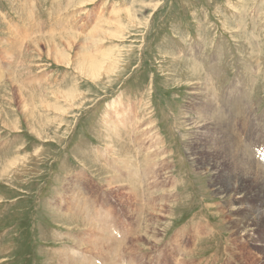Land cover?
I'll list each match as a JSON object with an SVG mask.
<instances>
[{
  "label": "rangeland",
  "instance_id": "rangeland-1",
  "mask_svg": "<svg viewBox=\"0 0 264 264\" xmlns=\"http://www.w3.org/2000/svg\"><path fill=\"white\" fill-rule=\"evenodd\" d=\"M243 117L264 136V0H0V264H264L251 182L219 190Z\"/></svg>",
  "mask_w": 264,
  "mask_h": 264
},
{
  "label": "bare ground",
  "instance_id": "bare-ground-1",
  "mask_svg": "<svg viewBox=\"0 0 264 264\" xmlns=\"http://www.w3.org/2000/svg\"><path fill=\"white\" fill-rule=\"evenodd\" d=\"M85 5H87V4H85ZM120 13L121 12L118 11V13L116 12L115 15H119ZM128 17L133 18L134 16L130 15ZM110 59L107 56L105 59H103L99 62L96 60H91L90 61L91 67L93 70L101 69L100 74L102 75V77H105L108 74L114 73V71L117 70V68L119 66L117 59L112 60V61ZM237 114H239V112H237ZM236 118H238V116ZM239 118H241V117H239ZM248 118H250V117L248 116L247 119ZM245 119L246 118L243 117V121H240V126L242 127V130L235 128L237 125H236V123H234L232 121V119H231V121H232V126H231L232 128L231 129L228 126V124H225L226 130H227V135L225 136V138L227 139V142H228L227 144L229 145V150L231 151L230 156L228 155V158H229L230 163L232 164L233 170H232V177L228 175L227 180H221V182L223 183V185H222L223 188L221 187V188H219V190L221 193H223V192H226L227 190H230L232 188V186H241L238 188H243L242 186H244V184H247L249 182H251L253 189L256 190L255 191L252 189V192L257 194V196L256 195L255 196L251 195V196L254 197L255 200L261 202V205L259 206L260 208L254 207L253 205L250 204V202H248V204L246 206H243L241 208L242 219L240 220V223L237 226V231L240 234L239 237L242 239H248L249 240L251 238H253V239L255 238V234H254L255 232H258V230L264 228V153L262 152L264 149H262V151L257 153L258 148L264 147V138H263L264 136H257V137L249 136L247 132H248V128H250L251 125L249 123L250 127L247 128L248 123H246L247 121ZM233 120H234V118H233ZM231 121H229V122H231ZM250 121H251V119H250ZM251 122H253V121H251ZM252 126H253V123H252ZM254 126L256 127V125H254ZM257 126H258V124H257ZM255 127H253L252 129H254ZM253 131L250 130V132H252L251 134H253ZM260 134H262V132ZM243 137H244V140H243ZM222 177L223 176H221V178ZM233 182H235V184H233ZM255 197H261V198L259 199V198H255ZM145 199H146V205L149 206V208H148L149 210H147L148 211L147 213L149 214L150 203H149V198L147 197V194H146ZM131 212L134 213L135 216L137 217L138 211L136 209L131 210ZM147 213H144V216H145V220H144L145 222L143 224L144 228L140 229V231L137 235H136V229H137L136 226H138L140 224V222L137 220H133V227H135V229H134V233H135L134 235L135 236L132 238V240L136 238V241H138L139 238L142 237L143 235L146 236L145 230H147V226H148V221H147L148 214ZM142 220H143V217H142ZM81 223L83 224L84 227L89 225L86 222H81ZM139 227H141V226H139ZM139 227H138V230H139ZM127 228H126V230H127ZM90 232L92 234L95 233V231H93V230L91 231V229H90ZM101 232H102V230H101ZM127 234H128V232H127ZM208 235H209V233H207V232L204 233L203 238L207 237ZM121 238H123V237H121ZM124 243H122L121 245H124ZM91 245L95 246V248H94L95 251H102L104 248L103 246L95 244L91 239H88V243H86V246H91ZM137 245H139V244H137ZM154 245H155V247H153V249L156 250L157 249V243H154ZM183 246L185 247L183 254L176 255L175 259L178 260L179 262L181 261L182 264H198L197 262H195L196 250L188 248L185 245H183ZM177 249H178V247H177ZM149 250H152V249H149ZM128 251H131V252H128ZM117 252L119 254H121V253L124 254V253L128 252L127 254H124V255L125 256H131L134 254L142 253V249L139 248L138 250H136V249L133 250L132 247H130V248L127 247L124 250L119 249V250H117ZM168 252L170 253V251H168ZM88 253L91 254V251L88 250ZM146 253H148V252H145V254ZM163 253L160 254L161 257H163ZM103 256L105 258L109 259V264H117V261L113 262L114 259L108 253H104ZM161 257H159V258L161 259ZM151 260H149V261H151ZM211 261L212 260L210 259L209 264L211 263ZM103 264H106V262H104ZM179 264H181V263H179Z\"/></svg>",
  "mask_w": 264,
  "mask_h": 264
}]
</instances>
